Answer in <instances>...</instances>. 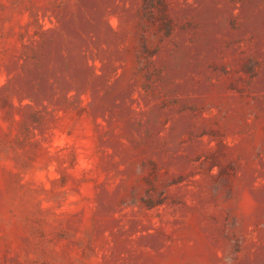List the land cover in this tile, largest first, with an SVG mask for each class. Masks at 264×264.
Returning a JSON list of instances; mask_svg holds the SVG:
<instances>
[{
    "label": "rangeland",
    "instance_id": "1",
    "mask_svg": "<svg viewBox=\"0 0 264 264\" xmlns=\"http://www.w3.org/2000/svg\"><path fill=\"white\" fill-rule=\"evenodd\" d=\"M0 264H264V0H0Z\"/></svg>",
    "mask_w": 264,
    "mask_h": 264
}]
</instances>
